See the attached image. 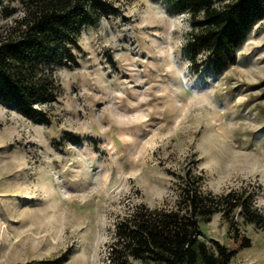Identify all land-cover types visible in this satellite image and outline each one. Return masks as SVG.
<instances>
[{"label":"rangeland","instance_id":"374dc122","mask_svg":"<svg viewBox=\"0 0 264 264\" xmlns=\"http://www.w3.org/2000/svg\"><path fill=\"white\" fill-rule=\"evenodd\" d=\"M101 1L76 63L53 67L48 121L0 102V264H105L118 216L172 205L194 158L204 191L247 186L264 213V16L218 73L201 48L193 64L189 19L166 0ZM13 5L0 25L21 14ZM235 223L249 246L220 213L201 237L235 249L230 264H264V227Z\"/></svg>","mask_w":264,"mask_h":264},{"label":"trees","instance_id":"16d2710c","mask_svg":"<svg viewBox=\"0 0 264 264\" xmlns=\"http://www.w3.org/2000/svg\"><path fill=\"white\" fill-rule=\"evenodd\" d=\"M22 10L11 25H0V102L39 122L47 117L38 109L52 97L53 67L60 61L76 63L81 27L99 11L101 0H0V13ZM169 11L186 13L191 24L187 41L195 64L198 49L207 53L206 67L221 72L235 58L257 19L264 16V0H166ZM195 65V70H197ZM198 158L172 180V205L149 207L133 203L119 215L107 243L105 264H230L235 249L219 240L201 237L200 221L220 213L239 245H250L240 234L236 218L264 227V213L253 205L247 186L220 193L202 189ZM173 175V174H172ZM65 255L55 259L61 264Z\"/></svg>","mask_w":264,"mask_h":264}]
</instances>
